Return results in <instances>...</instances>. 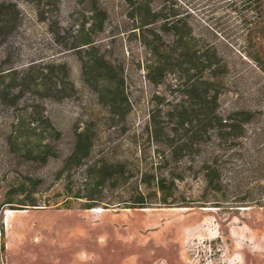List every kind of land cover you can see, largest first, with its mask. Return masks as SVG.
Returning a JSON list of instances; mask_svg holds the SVG:
<instances>
[{"label": "rangeland", "instance_id": "obj_1", "mask_svg": "<svg viewBox=\"0 0 264 264\" xmlns=\"http://www.w3.org/2000/svg\"><path fill=\"white\" fill-rule=\"evenodd\" d=\"M201 8L187 15L195 40L201 36L235 60L234 33L208 27ZM134 27L122 0H51L39 8L31 0H0V70H14L0 79V264H264V72L256 76L238 64L241 75L231 77L236 85L221 98L223 110H260L243 144L209 161L213 183L204 180L209 143L189 145L162 163L169 177L180 178L175 203L113 205L121 192L130 200V170L139 159L154 160L155 145L140 131L153 96L167 104L175 82L173 74L158 84L148 78L160 53L150 52ZM153 27L161 40L152 46L161 52L171 37ZM38 116L43 135L26 127ZM257 128L262 134L252 145ZM80 131L81 159L68 162ZM45 144L51 149L43 161L38 151ZM121 162L128 181L94 177L101 164ZM78 193L101 194L105 203L90 207L72 197Z\"/></svg>", "mask_w": 264, "mask_h": 264}, {"label": "trees", "instance_id": "obj_2", "mask_svg": "<svg viewBox=\"0 0 264 264\" xmlns=\"http://www.w3.org/2000/svg\"><path fill=\"white\" fill-rule=\"evenodd\" d=\"M31 1H34L38 8L41 5L51 4V0ZM122 1L127 7L128 18L135 25L134 30L140 32V41L150 52L160 53L159 58L147 72L148 78L158 84L164 83L163 78L167 74H173L175 77V82L168 86L172 100L165 104L164 97L154 95L153 108L140 131L141 136H145L155 145L154 160L142 164L143 162L140 161L142 159H139V162L130 170V175L134 178L130 200H122L124 196L121 192L117 198L120 201L113 204L124 209H144L154 204L175 203L176 198L172 192L176 181L180 178L171 174L169 177L168 170L162 168V163L172 159L176 151L187 149L189 145L190 147L196 144L205 146V143H209L203 147L206 155L203 157V170H205L204 180L211 184L214 180L211 177L213 175L211 167L208 166L209 161L222 152H228L234 146L243 144L246 139V127L255 118V113L259 112L258 104L251 108L233 107L223 110L221 98L235 87V81L231 82L230 79L231 77L236 79L239 77L237 75H241L237 69L238 64L245 65L247 72L250 71L256 76L264 72V0H184L183 5H179L176 0ZM200 7L204 11L203 22L208 27L218 29L216 31L218 34L225 30L234 33L231 43L238 46L235 55L237 60L226 57L218 45L206 46L201 36L195 40L192 35L193 25L188 21L187 15ZM155 24H160V30L171 37L168 45L161 52L157 46H152L153 40H161L153 27ZM91 43L92 41L88 40L84 44L73 46L72 49ZM32 68L30 67L28 72ZM13 71L3 74L4 70H0V79L10 77ZM153 75H159V80H155ZM19 80L23 81L26 78L23 75ZM58 85L56 83L55 87ZM121 88H123V82ZM121 95L124 97L123 90ZM30 115L34 116V112ZM34 122L36 125L33 128L30 126L31 123L26 124V127L35 132L40 129L43 121L38 116ZM165 122L172 123L174 128L168 129V124L165 125ZM45 123L50 135L56 133L48 118L45 119ZM16 125L18 130L21 127L19 119ZM181 130L187 133L180 139L178 131ZM39 134L43 135L40 130ZM261 134V130L257 128L250 143L256 145ZM24 136L18 135V137ZM84 136L83 131L76 134L74 149L68 162L75 158L81 159L78 154ZM43 148L44 150L38 151V157L44 161L47 160L49 155L47 151L51 148L49 144H45ZM90 148L89 143L86 149ZM118 165L121 167L119 170L112 169ZM115 166L101 164L94 177L100 181L99 183L128 181L125 175V164L121 162ZM103 191H97V193ZM150 194L154 198H151ZM72 197L94 203L90 207L105 203L102 201L101 194L81 196L78 193ZM170 199L174 202H169Z\"/></svg>", "mask_w": 264, "mask_h": 264}, {"label": "bare ground", "instance_id": "obj_3", "mask_svg": "<svg viewBox=\"0 0 264 264\" xmlns=\"http://www.w3.org/2000/svg\"><path fill=\"white\" fill-rule=\"evenodd\" d=\"M96 212H102V210H100V209H97V210H96Z\"/></svg>", "mask_w": 264, "mask_h": 264}]
</instances>
